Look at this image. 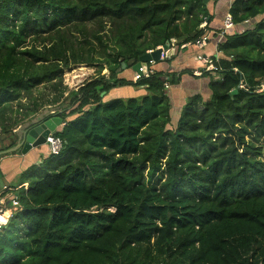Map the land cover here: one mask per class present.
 Segmentation results:
<instances>
[{
  "label": "trees",
  "instance_id": "obj_1",
  "mask_svg": "<svg viewBox=\"0 0 264 264\" xmlns=\"http://www.w3.org/2000/svg\"><path fill=\"white\" fill-rule=\"evenodd\" d=\"M205 5L0 0V133L69 100L55 114L65 123L54 132L60 154L1 194L21 208L0 231V264H264V0H234L235 27L254 26L219 43V79L196 57L211 97H189L175 125L166 86L194 70L138 82L117 73L121 59L138 62L167 43L179 46L168 63L206 36L216 47ZM107 24L111 36L101 35ZM82 64H104L110 75L101 67L65 98L63 74ZM124 86L143 94L105 101Z\"/></svg>",
  "mask_w": 264,
  "mask_h": 264
},
{
  "label": "rangeland",
  "instance_id": "obj_2",
  "mask_svg": "<svg viewBox=\"0 0 264 264\" xmlns=\"http://www.w3.org/2000/svg\"><path fill=\"white\" fill-rule=\"evenodd\" d=\"M233 2H234V0H210L208 3H205L206 4L205 5L206 6L205 9H207V11L209 13H210V11H213L214 14H215V10L216 9L222 10L220 14L218 13V15H216V16L214 15L215 19L213 18L214 21L212 19V22L215 23L217 18L224 19V17H226V15L229 13L230 8L228 9V7ZM213 12H211V13H213ZM249 24H251V27L254 26V21L250 20L248 22V25ZM106 26H107L106 30H101V35L104 36L106 34H109L111 36L110 31L108 32V30H109V28H111V26H110V24H107ZM97 28H98V26H97ZM93 29H95V28H93ZM240 29H243V28L241 26L240 27L236 26L234 29H232V31L233 32H238ZM106 32H108V33H106ZM74 36L76 38V39H73V42L75 44L78 42L79 39H80L81 42L84 41V37L82 35L79 36V35L75 34ZM93 42H94V44L97 43L96 41H93ZM174 44H175L174 50H175V54H176L177 49H178L179 46H178V42H174ZM180 49H182V47H180ZM187 49H188L187 51H184V50H181V52L179 51L177 53L178 55L170 63H168V61L164 62L163 60H161V61L155 62L154 65H149V68L150 69H154L155 71H157V70L160 71V70H167L170 66H176V65H181V64L185 68V67H187V65L183 63V58L187 56L186 53L188 52V54L191 55L193 52H195L197 50L195 45H190ZM172 54L173 53H168V57L170 55H172ZM201 54H203V53H201ZM190 62H192V60H190ZM101 67H104V70L102 71V73L100 75L99 72L101 71ZM210 74H212V73H210ZM99 75L100 76L109 77L110 72H109L108 68L106 67V65H104V64H97V65H94V66H91L89 64L88 65L87 64L71 65L68 69L65 70V72L63 74V85L68 88L67 92L65 94V98L67 97L69 92L78 91L79 88L84 83H87L88 81L98 77ZM187 75H188L187 78L182 80L183 83L181 82L180 84H178L176 86H172L171 89H170V86H166L167 87L168 96H169V92H171L172 95L176 94L177 92H184V91H185V93H186V91L191 93V92H193L195 90H198L200 94L205 93V90H203V84H204V82L207 83V80L209 81L211 76L208 75V76H202L203 78H195L192 75H189V74H187ZM135 76H136L135 72L133 71L132 68H126L125 70H123L121 73L118 74L119 78H122V79L127 80V81L137 82V81H135ZM120 88H130V86L114 88L112 91H110L108 93V95L110 94V97H114L115 96L116 98H121V97L118 96ZM43 91H44V89H43V87H41L39 92H43ZM39 92H37V91L34 92V96L36 98L39 96ZM209 93H210V97H211V91ZM120 94H123V93H120ZM132 95H134L133 89H132V91H128V92L124 93V97L127 96V98H129ZM210 97L207 96L204 101H208L210 99ZM202 98H203V96H202ZM23 103L27 104L28 100L27 99L23 100ZM68 104H69V100H64V99L61 100L55 107H52L55 110L54 113H50V109H49V108H51L50 106H44L41 109V111L38 112L36 118L38 116H43V115H45L47 113H48V116H46L45 120H48L51 117H58V116L55 115L56 112H61V110L64 107H66ZM172 124L173 125L176 124V121L174 119L172 121ZM42 151H43V148L39 149V151L37 153L41 157L44 156V153ZM36 159H37V157L35 158V163H36ZM33 165H30L29 168L31 166H33ZM14 185H18V183H15Z\"/></svg>",
  "mask_w": 264,
  "mask_h": 264
},
{
  "label": "crops",
  "instance_id": "obj_3",
  "mask_svg": "<svg viewBox=\"0 0 264 264\" xmlns=\"http://www.w3.org/2000/svg\"><path fill=\"white\" fill-rule=\"evenodd\" d=\"M231 5L228 7V9L231 7ZM221 11L222 10L216 9L215 10V14H214L213 11H210V15L211 16L213 15V18L215 19V16L218 15V13L220 14ZM211 12H213V13H211ZM214 19H213V21H214ZM224 20H225V17H224V19L217 18L215 23L211 22L209 24L210 29H212V30H221L223 28V26H224ZM250 25L251 24L248 25V23L246 22L245 24H242L241 27L250 26ZM213 33H214V31H213ZM210 34H212V32H210ZM196 49L197 50L195 52H193L194 54L192 53L193 55L192 54L189 55L188 52H187L186 53L187 56L183 58V63L186 64L187 67L184 68L182 66V64H181V65H176V66H170L167 70H160V71H170V72H178V73H180L183 70L190 69V70H194L195 71V76H193V77H195V78H203L201 75H199V76L196 75V72H200V70H202L201 69V63L196 60V57H197V55L200 54V52L203 53V54L209 55V56L212 53H214V55H215L216 48L214 47V45L209 44L208 46H206V48L204 50H198V48H196ZM183 50L187 51L188 49L184 48ZM170 53H173L170 56H174L175 50L170 52ZM190 60H192V62H190ZM157 71H159V70H157ZM187 76H188L187 74L182 76L181 82H182L183 79H186ZM209 83H210V80L209 81L207 80V83L204 82L203 90H205V93H203V94H200L198 90H195V91H193L191 93L187 92V91H186V93H185V91L184 92H177L174 95H172V93L169 92V97L171 99V104H172V111H171L172 119H174L177 122V120L179 119V116L181 114V110L183 109V107L186 104V102H187L189 97H191L193 95H196V94L202 95L204 100L206 99L207 96L210 97ZM171 88L172 87H170V89ZM132 89H133L134 95L130 96L129 98L135 97V96L137 97L138 95H142L143 94V89L138 88V87L135 88V87L130 86V88H120L119 89V95L118 96L121 97V98H116L115 96L114 97H110V94H109V95L105 96V101L114 100V99H127V96L124 97V93H126L128 91H132ZM120 93H123V94H120ZM49 109H50V112L52 110H54V109H52V107L49 108ZM31 122H36V118H34V119H32V120H30V121H28L26 123H21L20 125H18L15 128V130H13V134L12 135L0 133V137H3V136L5 137L4 140L0 141V151L7 150L5 146H8L9 150L17 147V144H19V142H17V144H15V143L12 144L10 142V138H12L14 136V134L16 132H18V130L21 131L22 130V129H20L21 127L24 128L25 126H27ZM41 148H43V151H42L44 153L43 157H41L39 154H37L39 149H41ZM47 155H48V147L45 145V146H40L38 148L32 149L27 154H22L21 151H14V152L8 153L7 155H4V156L0 157V177L2 176L3 180H5L7 182V186L6 187L7 188H10L12 186H17L18 187V185L20 183L19 180H20L21 174L25 170H27L30 165L40 164L42 162V160L47 157ZM36 157H37V159H36V163H35V158ZM15 183H18V185H14ZM3 192L4 191H2L1 194H3ZM1 196H3V198L6 199V202L9 203L11 198H12V196H14V194L10 193V194H5V195H1Z\"/></svg>",
  "mask_w": 264,
  "mask_h": 264
},
{
  "label": "water",
  "instance_id": "obj_4",
  "mask_svg": "<svg viewBox=\"0 0 264 264\" xmlns=\"http://www.w3.org/2000/svg\"><path fill=\"white\" fill-rule=\"evenodd\" d=\"M204 3H208L210 0H202ZM170 47V43H167L166 45L162 46V48H159L155 50L152 53H147L143 57L140 58L138 62L135 60H131L130 62H125L123 59H121V68L117 70V73H121L126 68H132L134 72L139 73L140 68H143L144 73L148 70V63L151 61L158 62L161 59V54L163 51H167ZM233 94H236L237 91L234 90L232 92ZM105 94L103 93L102 96ZM51 113V112H50ZM45 116V117H44ZM46 116H48V113L43 116H38L36 118V122H31L21 131L18 130L14 134L12 138H10V142L12 144H17V147L9 150L8 146H5L7 150L0 151V157L7 155L8 153L14 152V151H21L22 154H27L30 150L38 148L40 146L46 145V139L47 137L56 131L61 126H64L65 123L62 118L60 117H51L48 120H45ZM5 137H0V141L4 140ZM47 146V145H46ZM11 151V152H10ZM5 186H7V182L3 180L2 176L0 177V190H2Z\"/></svg>",
  "mask_w": 264,
  "mask_h": 264
},
{
  "label": "built area",
  "instance_id": "obj_5",
  "mask_svg": "<svg viewBox=\"0 0 264 264\" xmlns=\"http://www.w3.org/2000/svg\"><path fill=\"white\" fill-rule=\"evenodd\" d=\"M204 25H202L201 27H204ZM235 24L233 21L232 16L228 13L225 17L224 20V26L221 30H219L217 36V40L218 43L216 45V52L215 55L213 56L215 58V60L207 55H199L197 56V60L206 64L207 67L205 68L206 71H219L218 67L215 65V62H219L220 61V55H221V51L219 50V43L221 42V40L227 35L229 34V31L234 29ZM209 36H206L204 39H200L197 42H195V45L198 46L200 49H204L207 44H208V39ZM192 44H188V45H183L182 49L185 47H188ZM162 48V47H159ZM158 48V49H159ZM175 45L173 43H170V47L167 51H163L161 54V60H165L168 57V53L174 51ZM155 50L149 51L148 53H152ZM155 62L151 61L148 63V70L146 73H144L143 68H140V72L137 73L135 72V81H140L142 78L144 77H149L150 75L154 74L155 70L154 69H150L149 65H154ZM196 75L199 76L201 75L200 72H196ZM259 93H264V83L261 84L259 90ZM55 110H52L51 113H54ZM46 145L48 147V155H59L60 152L62 151L63 148V141L60 137L55 136L54 133H51L47 139H46ZM7 189V187L5 186L2 190H0V231L2 230V228L4 226H6L9 222V220L14 216V213L19 211L21 208V205L19 203L18 197L17 196H12L10 202H6V199L3 198V196H1V192L5 191ZM5 220V223L2 224L1 220Z\"/></svg>",
  "mask_w": 264,
  "mask_h": 264
},
{
  "label": "clouds",
  "instance_id": "obj_6",
  "mask_svg": "<svg viewBox=\"0 0 264 264\" xmlns=\"http://www.w3.org/2000/svg\"><path fill=\"white\" fill-rule=\"evenodd\" d=\"M211 72L213 73V76H214L215 79H219V78H220V77L217 75V72H218V71H214V72L211 71Z\"/></svg>",
  "mask_w": 264,
  "mask_h": 264
},
{
  "label": "bare ground",
  "instance_id": "obj_7",
  "mask_svg": "<svg viewBox=\"0 0 264 264\" xmlns=\"http://www.w3.org/2000/svg\"><path fill=\"white\" fill-rule=\"evenodd\" d=\"M77 76H78V75H77ZM1 222H2V224H4V223H5V220L2 219Z\"/></svg>",
  "mask_w": 264,
  "mask_h": 264
}]
</instances>
